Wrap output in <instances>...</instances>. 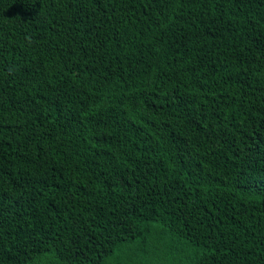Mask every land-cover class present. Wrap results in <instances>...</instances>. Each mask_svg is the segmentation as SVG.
I'll list each match as a JSON object with an SVG mask.
<instances>
[{
	"label": "trees",
	"instance_id": "obj_1",
	"mask_svg": "<svg viewBox=\"0 0 264 264\" xmlns=\"http://www.w3.org/2000/svg\"><path fill=\"white\" fill-rule=\"evenodd\" d=\"M0 264H264V0H0Z\"/></svg>",
	"mask_w": 264,
	"mask_h": 264
}]
</instances>
